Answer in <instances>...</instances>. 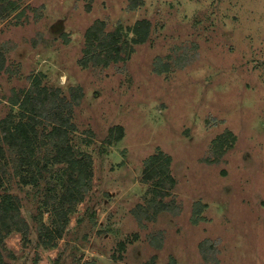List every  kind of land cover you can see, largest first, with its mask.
<instances>
[{
  "label": "rangeland",
  "instance_id": "1",
  "mask_svg": "<svg viewBox=\"0 0 264 264\" xmlns=\"http://www.w3.org/2000/svg\"><path fill=\"white\" fill-rule=\"evenodd\" d=\"M133 1L0 0V120L32 121L21 106H36L45 156L56 143L46 112L67 104L74 129L63 141L93 170L62 237L47 246L34 220L47 180L23 183L7 149L0 192L20 201L30 240L5 236L6 259L264 264V0ZM144 18L149 37L136 43ZM160 151L176 180L164 197L143 180ZM50 166L53 183L63 182L68 163ZM152 197L165 206L156 210ZM196 201L206 205L198 222Z\"/></svg>",
  "mask_w": 264,
  "mask_h": 264
},
{
  "label": "trees",
  "instance_id": "2",
  "mask_svg": "<svg viewBox=\"0 0 264 264\" xmlns=\"http://www.w3.org/2000/svg\"><path fill=\"white\" fill-rule=\"evenodd\" d=\"M11 4L14 5V3ZM136 5L133 4V6ZM150 27L151 22L148 19L138 20L133 27L137 35L133 38L134 41L136 43L145 42L149 37ZM103 60L106 64L109 63V57ZM3 69L4 59L0 58V70ZM9 101L14 105H23L25 102L23 99L18 98H12ZM54 106H56V109L52 107L51 111L46 112V115L54 121L53 128L49 131L48 136H53L56 143L54 149L48 151L45 156L41 155L42 145L36 140L37 132L34 124L39 114L36 106L30 110H26L21 106V114H29L32 121L22 119L15 122L12 120V115L0 120V184L4 182L6 165L10 164L7 149L14 152V156L11 157L14 173L19 176L23 183L38 186L42 177L47 180L44 189L45 199L41 198L39 200L41 203L37 206V212L34 216L39 239L47 246L56 245L57 239L62 237L63 231L69 222L70 214L76 211L78 203L84 200L85 194L91 188L93 177L92 158L73 157V152L63 141L67 131L70 128L74 129L70 117L72 109H66L68 108L67 104L61 107L60 103H55ZM121 135H123L122 130ZM224 145L225 143L220 141L219 148H223ZM226 148L227 146L224 147L225 150ZM42 159H44L43 162ZM63 162L68 163V167L64 169L66 177L61 180L63 182L53 183V173L55 171L50 164ZM170 164L171 156L163 151L149 156L146 160V171L143 180L152 182L156 196L164 197L167 194L165 189L174 186L176 182L170 173ZM44 171L47 173L45 174ZM58 187H61V193L57 192ZM150 203L156 210H159L161 206H165V203L157 200L156 197H152ZM205 206L201 201L194 203V222H198L202 218L201 214ZM44 209H50L54 215H52V225L47 224L44 220ZM13 231L21 233L24 243L30 240L29 223L22 215L20 201L16 196L7 191H2L0 192V264H12L6 259L3 250L5 248V236Z\"/></svg>",
  "mask_w": 264,
  "mask_h": 264
}]
</instances>
